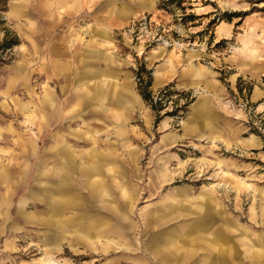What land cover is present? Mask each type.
Wrapping results in <instances>:
<instances>
[{
	"label": "rangeland",
	"instance_id": "obj_1",
	"mask_svg": "<svg viewBox=\"0 0 264 264\" xmlns=\"http://www.w3.org/2000/svg\"><path fill=\"white\" fill-rule=\"evenodd\" d=\"M13 36L16 45L0 46V264H154L137 248L145 240L141 214L209 199L220 224L233 226L224 231L233 247L223 264H264L246 251L264 245V0H0V43ZM52 42L64 45L71 67L74 50L103 52L110 71L103 79L135 96L124 93L133 116L127 137L98 121L120 180L144 194L124 213L136 223L125 234L129 249L104 253L105 237L75 242L67 220L76 204L36 203L33 155L55 132L52 124L36 138L37 106L47 91L62 100L77 88L42 58ZM60 84L64 94L55 91ZM82 125L74 119L70 130ZM158 170L167 175L158 178Z\"/></svg>",
	"mask_w": 264,
	"mask_h": 264
},
{
	"label": "crops",
	"instance_id": "obj_2",
	"mask_svg": "<svg viewBox=\"0 0 264 264\" xmlns=\"http://www.w3.org/2000/svg\"><path fill=\"white\" fill-rule=\"evenodd\" d=\"M39 51L53 73L62 71V81L75 83L77 88L62 100L55 99L53 90L47 91L37 106L40 133L36 138L43 134L44 127L52 124H55V132L47 148L33 155L36 160V203L52 204L53 209L56 204H76L80 211L67 220V233L75 242L91 244V238L99 241L105 237L101 246L104 253L114 249L113 245L129 249L125 234L128 230L134 232L136 223L124 213H134L132 203L141 200L144 194L136 191L129 178L122 181L124 171L117 165L114 149L107 143L103 144L100 138L103 128L98 123L108 120L113 124L116 137L128 136L126 123L133 116L131 107L126 104L128 96L124 93L127 91H119L116 84L103 79L104 73L110 74L102 67L103 60L109 58L99 50H74L76 64L73 67L71 61L64 58L68 52L61 43H48ZM44 67L42 61L40 69ZM96 78L97 81L94 80ZM66 89L67 85L60 84L55 91L64 94ZM127 93L134 96L129 89ZM201 106L205 107V103ZM91 118L97 122H90ZM74 119H80L83 125L70 130ZM33 156H29L30 160ZM166 175L162 170L156 174L161 179ZM126 183L130 186L129 191L123 187ZM115 189L120 191L119 196L114 194ZM211 201L160 203L154 209L146 210L141 214L143 221L140 223L145 240L137 248L151 255L154 264H223V256H230L233 247L228 244L224 231L230 232L233 226L227 222L220 224L223 219L218 203ZM63 238L64 234L60 236V242ZM241 240L244 242L246 235ZM252 246L246 247V251L251 252L252 257L264 260V245Z\"/></svg>",
	"mask_w": 264,
	"mask_h": 264
},
{
	"label": "trees",
	"instance_id": "obj_3",
	"mask_svg": "<svg viewBox=\"0 0 264 264\" xmlns=\"http://www.w3.org/2000/svg\"><path fill=\"white\" fill-rule=\"evenodd\" d=\"M168 1H173V0H168ZM17 43H18L17 37H15V36L10 37V38L6 37V38H4L3 42L0 43V46L2 48L9 49V48L13 47L14 45H16ZM147 85H150V79H148ZM141 95L143 96V98L145 100H147L149 98V94L144 92V91H141Z\"/></svg>",
	"mask_w": 264,
	"mask_h": 264
}]
</instances>
